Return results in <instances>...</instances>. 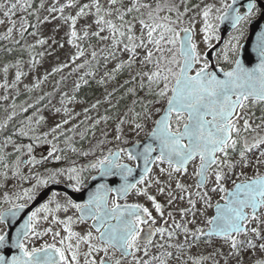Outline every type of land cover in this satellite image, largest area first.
<instances>
[{"label": "snow or ice", "instance_id": "6c2138e0", "mask_svg": "<svg viewBox=\"0 0 264 264\" xmlns=\"http://www.w3.org/2000/svg\"><path fill=\"white\" fill-rule=\"evenodd\" d=\"M107 4L104 7L99 0L84 4H79L78 0H67V3L59 4L57 0V3L46 7L44 0H40L39 8L28 13L37 16V24H31L21 17L19 35L21 39L25 34L35 37L38 30L29 32V28L37 29L38 25L59 19L69 29L65 33L66 42L76 47L71 57L73 63L85 57V48L78 41L91 38L104 44L99 55L95 48L90 52L92 60L97 61L96 67L101 66V59L105 67L111 61H118L111 70L104 72L100 84L115 81L122 71L129 73L130 78L124 85L106 93L105 101L111 107L118 106L119 101L117 105H112V100L127 84H137L136 88H127L130 95L146 89L145 97L134 100L132 108L115 117L114 138L117 141L127 143L122 139L125 125L139 136L154 114H159V118L152 120L154 126L146 134L147 142L136 140L134 145L121 147L117 151L109 149L107 155L94 162L89 161L86 167H77L73 162V166L68 168H45V174L41 175L33 170V165H39L42 161L60 163L65 157L58 155V149L53 145L46 156L37 160L33 155L34 147L51 144L47 136L53 133L56 134L53 140H58L63 135L61 128L69 123L72 115L69 114L67 119L55 123L49 132L39 136L31 127L32 117H27V124L22 123L18 129L12 125L9 131V122L17 113L12 111L7 115L0 123V131L4 132V139L0 142V169H3L0 178L5 185L12 179L30 186L21 189L23 195L16 194L15 199L10 191L3 193L4 201L10 206L0 208V225H4L0 228V264H170V258L174 264H188L189 261L191 264H221V261L223 264H229V261L246 264L245 257H248L247 264H264V171L260 170L264 168V115L254 119L255 114L248 111L250 107L264 105V5L261 0H231L230 3L219 0V7L214 3H205L202 7L201 4L189 5L188 0H180L179 4L174 0H155L154 6L147 0H128L127 3L124 0H107ZM33 7L30 0H23V3L20 0H9L7 4L0 2V10L11 24L3 39L12 36L17 23L12 17L17 11H27ZM69 8L78 10L74 15H64ZM39 9H45L48 15L40 19ZM194 9L198 10L196 15H201L203 19L199 32L205 46L210 51L218 47L217 62L223 60L229 65L227 71L219 68L223 78L213 70L207 54L202 56L198 50L194 39L197 34L195 21L190 19L189 27H180L183 18ZM165 11L169 15H160ZM56 13H60L59 17ZM173 13L175 19L171 15ZM113 18L119 20L120 24L114 23ZM81 19L85 23L81 28L82 36H78L76 26ZM4 22L0 20V24ZM225 23L231 29L227 40L220 35V26ZM93 25L95 30H92ZM137 25L139 36L136 35ZM59 30L60 26L54 29L56 32ZM105 32L108 35H104ZM213 40L219 45H213ZM14 43L19 44L20 41ZM37 45L48 46L45 51L36 54L40 57L52 55L57 47H64L54 37L37 38L29 48L34 49ZM88 46L91 47L90 44ZM13 51V48L5 49V52ZM124 54H127L126 60L121 59ZM20 63L17 61L15 66L19 68ZM36 63L39 61L33 56L32 66ZM86 65H90L89 60L76 64V68L82 69ZM149 65L151 68H148ZM65 67L68 65L62 63L52 68L50 74L60 72ZM3 71L7 75L9 66L6 65ZM23 75L22 71L17 70L12 84L5 81L0 87L16 88ZM85 76H95V71L86 72ZM87 82L84 80L85 84ZM75 88L79 89L80 84L76 83ZM3 99L7 100L8 97ZM44 99L41 96L38 103ZM100 103L97 100L91 109H96ZM136 104L140 105V111H135ZM157 104L164 106L155 107ZM33 107V104H28L21 111L26 113ZM63 111L69 112L67 108ZM89 111V108L84 109L85 114ZM55 112L60 113L61 109L56 108ZM85 118L90 119L87 115ZM44 119L41 116L35 123L39 124ZM110 119L113 118L102 116L94 121L92 127L101 122L107 123ZM257 119L258 123L255 122ZM17 134L28 137L32 143H17L13 140ZM103 135L106 139L108 133L104 132ZM104 143L105 140L99 141V146L102 148ZM9 147L11 152L7 151ZM89 154L88 151L80 153L83 156ZM125 156L129 161L142 160L144 163L143 173L135 182L129 180L134 168L122 162ZM197 159L199 163L192 173L197 177V191L193 193L192 186L183 177L188 175L189 163ZM163 164L167 167L160 166ZM22 165L27 166V174L22 172ZM149 165H156L159 175L153 177ZM87 168L98 170L101 179L118 176L121 184L113 188L100 183L83 203L65 196L62 205L58 200L59 193L52 192L46 202L27 211L29 202L35 201L49 184L59 183V178L65 174L73 182L69 187L80 191L87 179L83 175ZM247 168L255 170L254 176L246 177L239 183L234 182L231 190L225 187L230 174L235 175L236 169H241L239 174L244 175L243 169ZM210 179L213 186L208 188ZM154 185L156 192L166 197L169 207L187 200V207L177 209L181 222L175 220L172 212L167 213L165 224L170 220V229L153 227L156 218L143 204L119 203L134 190L137 195L146 197L154 210L164 218V205L151 193ZM111 193H115V196L111 197ZM209 193H224L221 197L224 203H215V215L205 220L207 230L203 227L190 228L189 224L196 223L197 215L203 216L206 209L213 207ZM198 202H202L203 209L196 207ZM61 209L65 213L75 209L79 215L75 220L71 215L61 219L57 215ZM189 215L192 216L191 220L186 219ZM41 220L50 226L38 230ZM89 220L92 223L83 235L73 231L74 223ZM144 225H148L147 231ZM58 227H62L66 235H62ZM49 233L52 234L51 243L29 245L28 241L33 237L40 238ZM157 234L163 243H154L153 237ZM214 238L223 240L228 247L227 253L220 248L195 257L185 252V249L190 253L193 248L199 247L201 241L211 246ZM174 239L176 242L170 243ZM170 248L175 251H169ZM13 249H18L19 254L11 252ZM153 249L157 254H153ZM6 251L11 254L6 255Z\"/></svg>", "mask_w": 264, "mask_h": 264}, {"label": "rangeland", "instance_id": "374dc122", "mask_svg": "<svg viewBox=\"0 0 264 264\" xmlns=\"http://www.w3.org/2000/svg\"><path fill=\"white\" fill-rule=\"evenodd\" d=\"M142 2L144 0H141ZM153 4H155V0H150ZM0 2H3L5 4L9 3V0H0ZM11 2H15V0H11ZM21 3H23V0H20ZM33 8L27 9V11H17L15 17H12V19H15L17 21L15 30L12 33V36L9 39H3L5 35H7V28L11 26V24L8 21V18L4 17L3 10H0V20H4L5 22L3 24H0V46L5 42V40L9 41H16L19 40V46L24 47L25 55L21 58H14L9 62H1L0 61V85H3L5 81L9 83V85L12 84V82L15 80V73L17 70L22 71L24 75L21 77V80L17 84L16 88H3L0 87V123L4 122L7 115H10L12 111H15L17 114L21 113V109L24 107H27L28 104H33L34 107L30 108L31 112L26 115V118L24 119V124H27V117L33 118V123L31 127L35 130V135L39 136L42 133H47L50 131V129L54 126L55 123L61 122L63 119H67L68 115H72V119L69 121L67 125H63L61 128V132L63 135L60 136L58 140H53V135H56L55 133L50 134L47 136V140L52 141L51 144H45L43 146L37 145L34 147L33 155L37 158V160H40L42 156L47 155V151H50L52 146L55 145V147L58 149L57 154H66L68 158L63 160L60 163H47V167L45 168H52V167H64L68 168L73 166V162H75V166L81 167L84 166V161L89 158H92L93 156H101L109 151L111 149L112 151L116 148L121 147H127L129 144L135 142L136 140H141L146 137V134L150 132L151 128L154 126L152 123V120H155L159 114H154L152 117V120L148 121L143 132L140 133L139 136H137L134 132L130 131L129 126L125 125L122 129V139L126 140L127 143H123L121 141H117L114 137L116 133L114 132L115 124L117 123V120L115 117H117L118 114H115L114 111H111L112 107L105 101V96L107 92H111L113 88H117L120 85H124L125 81H128L130 76L129 73L125 70L122 71L119 75H117V79L115 81H108L107 84L102 85L101 92L97 94L95 97L91 98L90 100L80 99L75 97L76 91L79 89L75 88V84L79 83L80 86L84 84V80L89 81L90 78H97L98 80L101 79L105 71L111 70V68L114 67L115 63L118 61H111L109 64L105 67L103 66V63L100 67H95V60H92L90 56V52L95 48L98 52H100V49L104 47V44L100 43L97 39L91 38V39H84L82 41H78V43L81 44L82 47L85 48V57L77 59L74 63L71 61V57L76 52L75 44H68L67 37L65 33L69 30L67 25L63 24V21L57 19L56 21H53L51 23L45 24V25H38L37 29H28L29 32L37 31V36H31L28 34H25L23 39H21L19 35V28H20V18L24 17L27 21L30 23L37 24V16L35 14L28 15L29 12H33L34 9L39 8L40 0H30ZM125 3L128 2V0H124ZM175 3L179 4L180 0H174ZM230 3V0H228ZM44 3L46 7L51 6L54 3H57V0H44ZM59 4L67 3V0H58ZM79 4L84 3H91V0H78ZM99 3L103 5L104 7H107V0H99ZM205 3H214L217 7H219V0H195L193 3L189 2V5L192 4H201V7ZM119 6V5H117ZM78 10V8H69L65 10L64 15L69 14H75V12ZM182 10V9H181ZM94 11V9H93ZM198 10L194 9L192 12H189L184 18L183 23L180 25V27H189V21L190 19H193L195 21L194 24V30L196 31V36L194 37L196 43L198 44V50L202 53V56L205 54L206 50L208 49L205 46V43L202 41V34L199 32V29L203 25V19L201 15H196V12ZM45 15H48L45 9H39V17L40 19H43ZM57 17H59L60 13L55 14ZM160 15L165 16L169 15V13L162 12ZM173 19H175V14H171ZM130 18V17H129ZM90 22V19H89ZM113 22L117 25L120 24V21L113 18ZM85 21L83 19L78 20L77 23V32L78 36H82L81 28ZM60 26V30L58 32L54 31V29ZM95 30V26L93 25V29ZM104 35H108L107 32L103 33ZM136 35L139 36V25H137L136 29ZM54 37L57 39L60 43L64 44L63 48H56V51L52 55H45L44 57H40L36 55L39 52L45 51L48 46H40L37 45L34 49H30L29 45L35 44V40L37 38H49ZM228 39V38H227ZM216 41L213 40L212 44H214ZM91 45L89 47L88 45ZM49 51H51L49 49ZM33 56L36 57V60L39 61V63H36L35 66H32V58ZM121 59H127V54H124L121 56ZM84 60H89L90 65H86L82 69H77L76 64H82ZM17 61H21L19 64V68H17L15 65ZM67 64L68 67L63 68L60 72L57 73H51L52 68L59 67L60 64ZM8 65L9 71L8 74L5 75L3 69L4 67ZM137 70L139 66H136ZM148 68H151V65L148 66ZM95 71V76H85L86 72L89 71ZM147 71L148 69H144ZM194 71V70H193ZM45 77H47L45 79ZM83 77V79H82ZM38 84V86H36ZM136 83H129L126 85V87L122 88L120 91L116 93V96L112 100V105L117 104V101L121 100L120 98L123 97L124 101V107L122 108V111L119 113H123L128 111L129 108L133 107V101L137 100L140 97H145L146 89L144 91H137L136 95H130L127 94V88H136ZM67 95H64V94ZM23 94V95H22ZM25 94V95H24ZM7 96L8 99L5 100L3 97ZM41 96H44L45 99L42 102H39V98ZM74 97V99H70ZM148 99H151V97H147ZM97 100H100L101 103L98 105L96 109H91V105L95 103ZM13 105H15V108H13ZM159 104L155 105V107H159ZM164 105H162L163 107ZM60 108L61 112L56 113L55 109ZM64 108H67L69 110L68 113H65L63 111ZM89 108L90 111L85 114L84 109ZM264 105H256L254 107H250L248 111L250 113H254V119L260 117L261 115H264ZM113 110V109H112ZM111 111V112H110ZM135 111H140V105H135ZM78 114V115H77ZM90 117V119H86L85 117ZM109 116L113 119H110L107 123L101 122V124L96 125L95 128L92 127L94 121L102 116ZM131 115V114H130ZM43 116L45 119L41 121L39 124H36L35 121L39 120V118ZM256 123L259 122L257 119L255 121ZM240 124H243V121H240ZM21 126V125H20ZM19 126V127H20ZM17 127V129L19 128ZM107 132L108 136L105 139L103 133ZM30 136L32 133L29 134ZM64 136V137H63ZM105 140V143L103 144L102 148L99 146V141ZM3 140H0L2 142ZM17 143H20L22 145H26L28 143H32V141L28 137H22L20 140H14ZM75 148L76 151L73 152L72 149ZM59 150H63V152H60ZM7 151L11 152V147L7 149ZM88 151L90 154L88 156L80 155L81 152ZM66 157V156H64ZM126 158V156H125ZM15 159V156L12 158ZM127 159V158H126ZM131 162V161H130ZM199 161L196 160L194 163L191 162L190 167H188V175L186 177H183L185 181L192 186L191 190L193 193L197 191L195 188V181L197 177L192 175L194 172L195 167L198 165ZM162 167H167V165L163 164L160 165ZM33 170L37 173H40L41 175H44L45 168L38 169L37 165L32 166ZM22 172L24 174L28 173L27 166L22 165L21 166ZM261 171H264V168L260 169ZM1 171V170H0ZM241 169H236V174L231 175L230 179H228L225 182V187L230 189L234 185V182L237 180H244L246 177L251 178L255 174V170L253 168H247L243 169L244 175H240ZM9 175H11L9 173ZM153 177L156 175H159V169L158 167L154 168V171L151 174ZM59 180L67 181L72 183V181H69L67 174L63 175L59 178ZM35 183V181H32ZM15 186V187H14ZM30 185L27 183L20 182L18 180H12L9 179L7 184L5 185V181L0 178V202H5L3 199V193L6 191H10L12 198L15 199V195H23V192L21 189L29 187ZM212 180L210 179L208 188L212 187ZM206 190V189H205ZM151 193L153 195H156L158 202L162 203L164 205V212L165 216L164 218H161L160 221L167 218V213L172 212L175 220L178 222H181V216L177 212L178 208L181 207H187V200L177 202L172 207H169L167 205V200L164 195L159 194L156 192V186L154 185L151 189ZM212 196V203L213 207L217 201H222L221 197L225 195L224 193H209ZM196 199V197H193ZM139 199L141 202L149 208V210L154 213L155 215H159L157 213L151 203L147 201L146 197L140 196ZM59 202H64V198L62 196H58ZM54 205V204H53ZM196 207L198 209H203L202 202H198ZM213 207L206 209L203 216L197 215L196 217V223L195 224H189L190 228L195 227H203L205 230L207 229L205 225L206 218L213 216ZM67 215H64L62 219H64ZM187 220H191L192 216L189 215ZM48 226H50L48 224ZM172 223L168 224L167 228H171ZM89 227H86L84 225H81L80 223L76 222L72 225L73 231L79 232L81 235H83ZM40 230V229H38ZM58 230L62 231V235H66V233L63 232L62 227H58ZM166 236V233H165ZM44 239L33 237L30 241L31 244L36 243L40 244L43 242ZM180 240L182 242L183 237L181 235ZM160 239V235L157 236V238L154 240V243H163ZM176 240L174 239L170 243H175ZM220 248L224 253H227L228 247L224 244L223 240L220 238H214L213 243L211 246H206L203 241H201L199 247H195L191 250L189 253L187 249H185V252L187 255H192L193 257L197 255H207L209 252H212L214 249ZM82 250H84V246L82 245ZM169 251H175L174 249H168ZM153 254H157V251L155 249L152 250ZM187 255L185 256V259H187ZM245 261L247 264L248 257H245ZM170 264H174V260L170 258ZM188 264H191V261L188 262ZM210 264V262H209ZM221 264H223V261H221ZM229 264H235V261H229Z\"/></svg>", "mask_w": 264, "mask_h": 264}, {"label": "water", "instance_id": "95a60500", "mask_svg": "<svg viewBox=\"0 0 264 264\" xmlns=\"http://www.w3.org/2000/svg\"><path fill=\"white\" fill-rule=\"evenodd\" d=\"M231 2V0H230ZM262 5H264V0H261ZM184 28V27H182ZM231 32L230 27L228 26L227 23L222 24L220 26V35L223 37V39L225 40L226 36ZM213 45H219V42H215ZM218 49V47L216 49L213 50H209L207 49V51L205 52V54H207L206 58L209 60L211 66L213 67V70L217 71L219 73V68H221L220 66H217L215 64V59H214V55L216 50ZM227 71V70H226ZM221 78L222 77V73H219ZM159 118V116H158ZM157 118V119H158ZM151 131V130H150ZM142 142H147L146 137L141 139ZM135 142L129 144V145H134ZM128 145V146H129ZM127 146V147H128ZM118 149H115L114 151H117ZM155 155V154H154ZM123 163H127L130 166H132L134 168V172L132 177L129 178V180L131 182H135L137 179H139V176L143 173L144 170V163L142 160L140 161H135V164L129 163V162H123ZM154 165H149L150 168H152ZM94 177H98V173L94 176ZM241 180L237 181L236 183H239ZM100 183H106L109 185V187H118L121 184V179L120 177H107V178H97L95 180L91 179L88 183V185L80 190V191H75L73 188L69 187V185L64 184V183H55V184H49L48 187L46 189L43 190L42 194L35 200V201H31V203L29 204V208H28V212L32 211L40 202H42L43 200H45L46 198H48V196L51 194L52 191H65L66 193H68L73 199L77 200V201H83V200H87L89 195L96 189V186ZM234 188V186L232 187ZM232 188H230L229 190H231ZM130 193V192H129ZM220 203H224V201H219ZM213 215H215V207H213ZM22 223V221H21ZM165 224V221H164ZM18 226V225H17ZM148 226L144 227L145 231H147ZM207 230V229H206ZM12 235H15V231L13 230ZM11 252H15L16 254H19V250H11ZM11 252L6 251V255H10Z\"/></svg>", "mask_w": 264, "mask_h": 264}, {"label": "flooded vegetation", "instance_id": "af4514ba", "mask_svg": "<svg viewBox=\"0 0 264 264\" xmlns=\"http://www.w3.org/2000/svg\"><path fill=\"white\" fill-rule=\"evenodd\" d=\"M229 37V34L226 36V38H225V40H227V38ZM218 50V49H217ZM217 50H216V52H215V55H214V59H215V64L217 65V66H220L221 68H224L225 70H228V68H229V65L227 64V62H225V61H223V60H220L219 62H217ZM207 51V50H206ZM209 61V60H208ZM193 74H194V71H193ZM157 118H158V116H157ZM156 118V119H157ZM108 154V152L107 153H105V154H103V155H101V156H93L92 158H89V160L87 159V161L85 160L84 161V166L86 167L87 165H88V163H89V161H95L96 159H98V158H101L102 156H104V155H107ZM59 155H62V156H66L65 158H68L67 157V155L66 154H59ZM198 160V159H197ZM122 162H129V163H132V164H135V161H129V160H127L125 157H123L122 158ZM190 164H191V162L189 163V165H188V167H190ZM166 165V164H165ZM155 167H157L156 165H154L153 166V168H152V170L154 171V168ZM152 171V172H153ZM98 173V170H96V169H90V168H87L86 169V171L83 173V175L85 176V177H87V179L84 181V184L81 186V189L80 190H82V189H84L87 185H88V183H89V181L91 180V178L92 177H94L96 174ZM152 174V173H151ZM60 182L61 183H64V184H67V185H69L70 184V182H67V181H63V180H60ZM73 183V182H72ZM234 186V185H233ZM52 192H57V193H59V196H62L64 199H65V196H67V197H70L74 202H77V203H83L84 201H86V200H83V201H77V200H75V199H73L68 193H66L65 191H52ZM51 192V193H52ZM51 195V194H50ZM49 195V196H50ZM48 196V197H49ZM110 196L111 197H114L115 196V193H111L110 194ZM139 195H137L136 193H135V191L133 190L132 192H130L129 194H128V196H127V198L126 199H120L119 200V203H128V204H143L142 202H141V200L139 199ZM48 198H46L45 200H43L42 202H40L36 207H39V205L40 204H42V203H44V202H46V200H47ZM15 202H23V201H15ZM64 202H65V200H64ZM64 202H61V204L63 205L64 204ZM31 202H29V204H30ZM144 205V204H143ZM10 205L7 203V202H3V203H1L0 202V208H7V207H9ZM55 205H52V207H54ZM145 206V205H144ZM35 207V208H36ZM146 207V206H145ZM34 208V209H35ZM33 209V210H34ZM57 215L62 219L63 217H64V215H71V216H73V219L75 220V218L79 215V213H77L76 211H75V209H69V211L67 212V213H65L64 211H63V209H61L58 213H57ZM152 215H153V217L154 218H156V224L153 226V227H161V226H164V227H167L168 226V224L170 223V220L168 221V223L167 224H164V221H165V219H163L162 221H160V216L159 215H155L154 213H152ZM79 223V222H78ZM91 221L89 220V221H86L85 223H80L81 225H84V226H86V227H90V225H91ZM48 222H45V221H39V227H38V229H40V230H43L45 227H48ZM146 226H148V225H144L143 227H146ZM4 227V225H0V228H3ZM75 232H77V231H75ZM159 234H157V235H155L154 237H153V240H155L156 238H157V236H158ZM41 239H44L43 240V242L42 243H44V242H48V243H51L52 242V234L51 233H49L48 235H46V236H44V237H41ZM57 239H59V238H57ZM30 241L31 240H29L28 241V243H29V245L30 246H39L40 244H42V243H40V244H36V243H33V244H31L30 243ZM14 250H16V249H14Z\"/></svg>", "mask_w": 264, "mask_h": 264}, {"label": "trees", "instance_id": "16d2710c", "mask_svg": "<svg viewBox=\"0 0 264 264\" xmlns=\"http://www.w3.org/2000/svg\"><path fill=\"white\" fill-rule=\"evenodd\" d=\"M194 1L195 0H188V2H190V3H193ZM143 2H145V0ZM147 2H151V1L147 0ZM154 5L155 4H153V6ZM31 24H34V22L31 23ZM30 29H32V28H30ZM6 48H13L14 51L13 52H5ZM24 55H25L24 47L19 46V44H15L12 41H9V40L6 41L5 40V42L0 46V61L1 62H4V63L5 62H9V61H11L14 58H21ZM94 64H95V67H96L97 61H95ZM101 65H102V59H101ZM119 74H117V75H119ZM102 87H103L102 84L99 83V80L97 78L96 79L95 78H90L89 81L86 84L85 83L82 84L80 86L79 90L76 91L75 97L76 98H80V99L90 100L91 98L95 97L97 94H99L101 92V88ZM124 101L125 100H123V99L119 100L118 106L112 107L109 110L114 111L115 114H118L119 112L122 111V108L124 107ZM114 105H117V104H114ZM162 105L163 104H159L158 106L162 107ZM30 112H31V110L29 109L28 112H26V113L21 112V113L17 114L14 117L13 121L9 122V131L11 130L12 125H15V127L17 128L22 123H24V119L26 118V115H28ZM21 138L22 137H19L18 134L13 136V140H20ZM3 139H4V132L0 131V140H3ZM60 152H63V151H60ZM46 165H47V163H44L42 161L41 164H39L37 166H38V169L40 170L42 168L47 167ZM0 170L3 171V169H0Z\"/></svg>", "mask_w": 264, "mask_h": 264}]
</instances>
